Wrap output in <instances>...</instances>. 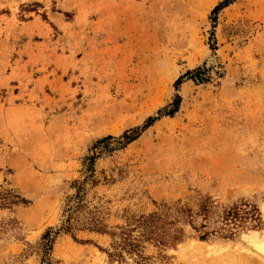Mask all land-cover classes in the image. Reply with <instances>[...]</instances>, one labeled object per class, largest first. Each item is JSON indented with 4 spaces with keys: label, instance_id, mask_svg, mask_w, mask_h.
I'll return each mask as SVG.
<instances>
[{
    "label": "rangeland",
    "instance_id": "1",
    "mask_svg": "<svg viewBox=\"0 0 264 264\" xmlns=\"http://www.w3.org/2000/svg\"><path fill=\"white\" fill-rule=\"evenodd\" d=\"M221 1L0 0V190L30 200L0 210V264H43L34 249L65 222L92 144L143 125L177 93L174 116L100 154L77 239L56 238L53 264H264V0H236L214 22ZM197 67L207 80L177 90ZM206 198L209 218H179L173 246L144 241L145 261L122 260L110 233L82 226L99 218L118 232L165 206L197 213ZM243 203L260 220L227 223Z\"/></svg>",
    "mask_w": 264,
    "mask_h": 264
},
{
    "label": "trees",
    "instance_id": "2",
    "mask_svg": "<svg viewBox=\"0 0 264 264\" xmlns=\"http://www.w3.org/2000/svg\"><path fill=\"white\" fill-rule=\"evenodd\" d=\"M235 1L236 0H222L219 2L212 10L213 21H216L217 14L221 9L229 6ZM200 71L201 67H197L196 69L188 70L185 74L181 75L175 83L176 89L179 90V87L186 79H194L199 82L206 81L207 78H203L202 76L199 77ZM181 103L182 96L177 93L169 105L160 108L157 115L148 116L143 125L126 129L119 136L108 134L98 138L92 144L89 149L90 153L84 158V169L87 173L85 179H75L72 182V187L76 189V193L69 196L67 200L64 209V215L67 216L65 222L58 228L52 226L48 227L42 235L40 242L34 249L43 256L41 260L43 264H53L50 253L53 249L56 238L60 234H71L74 239H77L75 236V230L77 229V222H79L78 212L85 206L84 193L86 191V184L89 180L96 183L93 177L95 174L96 160L99 158L100 154L123 148L135 141L140 137L143 131L152 126L160 118L164 116H174L179 111ZM209 199L206 198L203 201L201 208L197 213L187 206H179V204H177L174 206L178 215L177 218L171 211L172 207L165 206L161 211H155L147 215L132 218L127 226L119 227L120 231L118 232L107 231V225L99 218H93L90 219L89 222H83L82 226H86L93 231L110 233L113 237L112 248L117 252V254L115 253L114 255L122 260L124 259L123 252L126 251L129 254H137L145 261L147 260V257L143 254L142 245L144 241H152L159 247L173 246L177 242H181L185 236V230L181 227L175 226L179 221V218L184 219L186 223L196 222L197 216H202L205 220L208 219L213 209V202ZM28 203H30V200L26 199L13 189L5 188L0 190V210L12 209L16 206ZM223 218L227 223H236L237 221L240 222L244 219H252L253 221L260 220L256 208L248 209V204L246 203H243L241 206L238 204L230 206L225 210ZM200 226L203 228L207 227V225L203 223ZM256 226L258 227L259 224ZM136 231H138L139 234L136 235ZM201 233V240H206L210 235L209 231H202ZM109 254L110 256H113L112 252H109Z\"/></svg>",
    "mask_w": 264,
    "mask_h": 264
},
{
    "label": "bare ground",
    "instance_id": "3",
    "mask_svg": "<svg viewBox=\"0 0 264 264\" xmlns=\"http://www.w3.org/2000/svg\"><path fill=\"white\" fill-rule=\"evenodd\" d=\"M260 248L264 251V244L260 246Z\"/></svg>",
    "mask_w": 264,
    "mask_h": 264
}]
</instances>
